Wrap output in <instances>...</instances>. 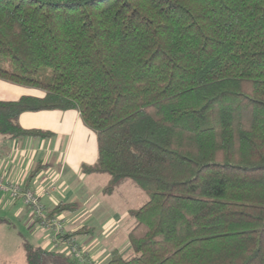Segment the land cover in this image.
Wrapping results in <instances>:
<instances>
[{"label":"trees","instance_id":"trees-1","mask_svg":"<svg viewBox=\"0 0 264 264\" xmlns=\"http://www.w3.org/2000/svg\"><path fill=\"white\" fill-rule=\"evenodd\" d=\"M0 79L42 92L0 100V135L77 110L97 143L82 171L148 195L105 264H264V0H0ZM22 247L25 264H86Z\"/></svg>","mask_w":264,"mask_h":264},{"label":"crops","instance_id":"crops-1","mask_svg":"<svg viewBox=\"0 0 264 264\" xmlns=\"http://www.w3.org/2000/svg\"><path fill=\"white\" fill-rule=\"evenodd\" d=\"M22 95H42V92L0 79V100H15ZM19 124L25 129H39L49 134L15 138L0 135V174L5 181L19 183L37 194L46 211L58 202L74 203V209L55 216L61 219L64 233L79 228L83 232L72 237V241L55 240L53 233H47L36 225L32 209L22 199L11 197L3 189H0V218L3 220L0 225L14 229L16 222L30 223L29 228L34 231L32 236L39 242L37 246L48 248L51 242L54 245L58 241V248L66 250L68 242H72L105 264L112 250L122 251L114 243L105 247L104 242L112 230L108 226L111 220L124 216L127 230L122 236V245L128 248L127 234L134 223L127 221L129 210L121 215L116 210H98L100 204L95 201L94 191L105 194L103 187L108 176L82 171L83 165L95 162L97 143L95 132L81 121L79 112L74 109L23 112L19 116ZM18 234L24 238L20 231ZM0 264L7 263L0 260Z\"/></svg>","mask_w":264,"mask_h":264},{"label":"rangeland","instance_id":"rangeland-1","mask_svg":"<svg viewBox=\"0 0 264 264\" xmlns=\"http://www.w3.org/2000/svg\"><path fill=\"white\" fill-rule=\"evenodd\" d=\"M107 177V175H105ZM95 201L100 206L97 208L98 210H105L111 211L116 210L118 215L122 213H127L128 210L134 209L142 205L147 199L148 195L140 190L139 188L135 187L134 185H130L129 183H125L118 188L112 194H102L100 192H95ZM124 217V216H123ZM120 217V219H113L108 226V229H111L110 234L107 235V238L104 242L105 247L110 246L112 243L115 247L119 248L122 251H126L127 247L123 244V235L126 232V225L124 224V218ZM127 221L132 223L134 219L127 217ZM126 221V222H127ZM129 225V223H127ZM15 228H9L6 225H0V260L6 262L7 264H24V253L22 249V241L23 239H27L31 243L38 245L39 242H36V239L32 236L34 233L33 230H30V223L29 224H19L16 222ZM41 230L47 233H53L52 229L48 226H44L40 223L36 224ZM62 233H64V229H62ZM107 230V229H106ZM18 231L23 235L24 238L18 234ZM113 232V233H112ZM45 234V233H44ZM97 236V235H96ZM41 243V242H40ZM67 244V243H66ZM59 243L52 242L48 248H56L61 251H65L63 247L58 248ZM65 246V244H64ZM79 250H81L87 258L91 260V264H103L102 261L95 260L92 256L88 254L86 249L84 250L82 246H78ZM68 250V246L66 248Z\"/></svg>","mask_w":264,"mask_h":264},{"label":"built area","instance_id":"built-area-1","mask_svg":"<svg viewBox=\"0 0 264 264\" xmlns=\"http://www.w3.org/2000/svg\"><path fill=\"white\" fill-rule=\"evenodd\" d=\"M0 189L8 191L11 197L15 199L16 198L22 199L25 205L29 206L32 209L33 212L32 217L41 218V220L43 221L42 224L52 229L55 240H57V238L60 239V237L63 235L62 233L63 225L61 219L58 216L49 219L47 217L45 218L46 211L44 209V206L40 202L39 196L37 194H35L30 189H25L19 183L5 181L4 177L1 174H0ZM65 252L71 254L73 257L77 258L81 262H84L86 264H91V260L86 256H84L85 254L81 250H79L77 244L69 243L68 250H65Z\"/></svg>","mask_w":264,"mask_h":264}]
</instances>
